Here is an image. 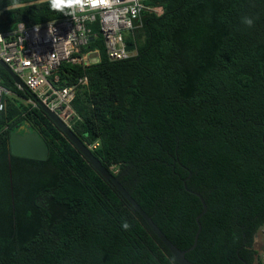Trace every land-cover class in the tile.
Instances as JSON below:
<instances>
[{"label":"trees","instance_id":"1","mask_svg":"<svg viewBox=\"0 0 264 264\" xmlns=\"http://www.w3.org/2000/svg\"><path fill=\"white\" fill-rule=\"evenodd\" d=\"M129 45L110 61L64 64L61 86L86 74L74 133L193 264H255L264 226V0H150ZM70 16L67 2L0 0V31ZM250 17L251 27L242 23ZM3 84L28 99L0 66ZM29 127L47 160L11 154ZM10 159V162H9ZM186 181L187 188L184 182ZM127 222L130 227L124 229ZM0 264H178L113 183L42 110L5 96L0 115Z\"/></svg>","mask_w":264,"mask_h":264},{"label":"built area","instance_id":"2","mask_svg":"<svg viewBox=\"0 0 264 264\" xmlns=\"http://www.w3.org/2000/svg\"><path fill=\"white\" fill-rule=\"evenodd\" d=\"M150 0H52L59 5L67 2L70 16L58 21L27 25L0 31V62H4L26 85L27 102L40 107L39 101L53 111L68 127L80 120L73 107L79 87L88 85L86 74L71 86H61L57 71L64 64L90 65V55L82 48L91 42L94 26L104 39L110 61L126 60L135 51H128L127 38H134L143 28L146 12L161 16L162 6H149ZM99 55V53H98ZM13 94L0 78V115L5 96ZM98 143L89 147L96 148Z\"/></svg>","mask_w":264,"mask_h":264},{"label":"water","instance_id":"3","mask_svg":"<svg viewBox=\"0 0 264 264\" xmlns=\"http://www.w3.org/2000/svg\"><path fill=\"white\" fill-rule=\"evenodd\" d=\"M95 41V37H91V42ZM128 51L137 50L136 45L127 46ZM92 59L99 61V55L94 52L90 55ZM0 66L11 76L16 85L27 90L26 85L19 79V77L10 69L4 62H0ZM39 105L42 110L54 121V123L65 133V135L77 146L79 151L88 159L91 165L98 171L105 179L111 181L117 190L124 196L128 203L140 214L145 220L153 233L161 240V242L167 247V249L174 256L178 264H193L186 258V254L194 250L198 244L199 236L202 231V225L200 222L201 217L207 212V205L204 198L195 192L191 193L197 195L203 204V211L197 216L196 222L198 225V231L195 235V241L191 248L187 250L179 249L173 244L168 237L162 232V230L154 223L152 218L142 209V207L136 202V200L129 194V192L120 183L118 177H116L108 168H106L102 162L93 154L92 150L74 133V131L68 127L53 111L42 104L39 101ZM10 150L11 154L19 157H27L36 160H47L49 157V150L42 137L35 132H30L29 127L13 132L10 137ZM10 162V159H9ZM185 188H187L186 181L184 182Z\"/></svg>","mask_w":264,"mask_h":264},{"label":"rangeland","instance_id":"4","mask_svg":"<svg viewBox=\"0 0 264 264\" xmlns=\"http://www.w3.org/2000/svg\"><path fill=\"white\" fill-rule=\"evenodd\" d=\"M8 97L16 98L21 103H27V101L22 97H17L15 94H9ZM255 248L259 252L258 260L255 264H264V226H262L255 238Z\"/></svg>","mask_w":264,"mask_h":264},{"label":"clouds","instance_id":"5","mask_svg":"<svg viewBox=\"0 0 264 264\" xmlns=\"http://www.w3.org/2000/svg\"><path fill=\"white\" fill-rule=\"evenodd\" d=\"M242 23H244L246 26L248 27H251L254 23L253 19L250 18V17H244L242 19ZM122 227L126 230L130 227V225L125 221L123 224H122Z\"/></svg>","mask_w":264,"mask_h":264}]
</instances>
